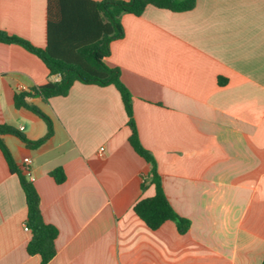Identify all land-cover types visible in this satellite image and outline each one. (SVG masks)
<instances>
[{
	"label": "crops",
	"instance_id": "crops-1",
	"mask_svg": "<svg viewBox=\"0 0 264 264\" xmlns=\"http://www.w3.org/2000/svg\"><path fill=\"white\" fill-rule=\"evenodd\" d=\"M99 2L102 0H92ZM47 0H0V29L47 43ZM105 63L132 95L142 146L181 217L149 229L133 206L154 195L149 167L128 142L114 86L75 82L66 96L28 102L52 123L37 148L1 136L15 165L31 160L42 217L57 231L48 264H261L264 260V0H196L192 10L123 14ZM57 81L35 55L0 42V124L35 141L36 115L14 93ZM104 148L102 156L98 155ZM61 168L57 184L50 172ZM146 184V182H145ZM25 196L0 151V264H40L26 246Z\"/></svg>",
	"mask_w": 264,
	"mask_h": 264
},
{
	"label": "trees",
	"instance_id": "trees-1",
	"mask_svg": "<svg viewBox=\"0 0 264 264\" xmlns=\"http://www.w3.org/2000/svg\"><path fill=\"white\" fill-rule=\"evenodd\" d=\"M195 3L196 0H47V43L43 48L0 29L1 43L21 46L42 61L48 69L49 77L59 76L57 81L50 79L43 85L14 93V106L17 109H25L45 123L46 133L43 137L31 141L14 127L0 124V151L10 172L17 175L25 196V225L30 233L26 252L30 256L37 255L40 264H48L54 257V242L58 231L44 221L40 198L33 183L15 165L1 136L13 135L32 149L42 145L53 134L52 123L48 116L28 100L40 98L48 101L52 97L66 96L75 82L99 87L112 85L120 95L130 129L128 142L149 167L141 189L145 190L147 184L154 187L153 196L141 199L133 206L137 217L151 230L158 229L166 221H172L179 234L188 230L190 221L179 216L170 205L162 188L155 158L140 143L133 118L132 95L120 79V70L108 66L105 59L110 54V43L124 35L120 24L123 14L140 16L149 5L171 12H186L192 10ZM50 176L57 184L65 180L61 168L51 171ZM261 264H264V260Z\"/></svg>",
	"mask_w": 264,
	"mask_h": 264
},
{
	"label": "built area",
	"instance_id": "built-area-1",
	"mask_svg": "<svg viewBox=\"0 0 264 264\" xmlns=\"http://www.w3.org/2000/svg\"><path fill=\"white\" fill-rule=\"evenodd\" d=\"M23 129V127H20L19 128V131H21ZM104 152V148L103 147H100L99 150H98V155L99 156H102ZM31 160L30 158L28 157H24L22 160H21V164H20V170L22 171L23 175L30 181V182H33L34 181V177L31 173ZM24 230L25 231H28V228L27 226L25 225L24 226Z\"/></svg>",
	"mask_w": 264,
	"mask_h": 264
}]
</instances>
